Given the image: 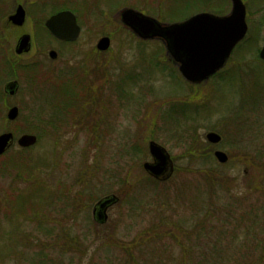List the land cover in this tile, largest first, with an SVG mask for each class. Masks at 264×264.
<instances>
[{"label": "rangeland", "instance_id": "374dc122", "mask_svg": "<svg viewBox=\"0 0 264 264\" xmlns=\"http://www.w3.org/2000/svg\"><path fill=\"white\" fill-rule=\"evenodd\" d=\"M12 1L0 0L1 16ZM47 1L79 15L73 45L35 29L31 51L16 55L17 30L0 32V135L14 137L0 156V264H264V0H242L248 42L198 84L119 13L171 24L227 15L229 0ZM102 37L111 40L106 52L96 50ZM11 81L18 91L9 97ZM12 107L15 122L6 119ZM22 135L36 145L20 148ZM150 142L174 164L168 181L143 169Z\"/></svg>", "mask_w": 264, "mask_h": 264}, {"label": "water", "instance_id": "95a60500", "mask_svg": "<svg viewBox=\"0 0 264 264\" xmlns=\"http://www.w3.org/2000/svg\"><path fill=\"white\" fill-rule=\"evenodd\" d=\"M230 2L231 10L225 17L203 13L183 23L162 25L133 10H124L120 12V20L140 39L161 40L167 54L178 66L182 77L190 84H198L206 82L224 67L234 48L247 33L245 6L241 0H230ZM20 10L10 17L15 25H21L23 12ZM45 26L51 35L60 41L74 42L80 34L76 19L70 12H62L53 16ZM29 41L28 36L22 37L15 53L17 55L27 53L30 48ZM108 48V38L101 39L97 44V50L100 52H105ZM54 56L55 53L51 52L50 58L54 59ZM259 58L264 61V46L259 53ZM16 89V83H10L6 87V91L11 96L15 94ZM17 117V108H12L7 113L9 121H15ZM206 139L213 145L220 141L219 136L215 134H208ZM12 143L11 134L0 136V156L10 148ZM35 144L36 138L30 135H24L17 141V145L21 148L32 147ZM148 149L152 163L144 164V171L156 180L169 179L174 168L167 152L153 142L149 143ZM214 156L219 163L224 164L227 161L226 155L221 152H216ZM102 209L103 206H99L98 218Z\"/></svg>", "mask_w": 264, "mask_h": 264}, {"label": "flooded vegetation", "instance_id": "af4514ba", "mask_svg": "<svg viewBox=\"0 0 264 264\" xmlns=\"http://www.w3.org/2000/svg\"><path fill=\"white\" fill-rule=\"evenodd\" d=\"M12 3H13L12 13L10 14L7 13L2 16L0 15L1 16L0 17V32L1 33L5 32V29L7 28V26H9L12 29L17 30L19 34L17 35L18 37H16L17 39L15 40L13 49H15V46H17L18 40L24 35H27L30 37L31 45L33 46L34 40H35V37H34L35 29L44 30L47 33V35H49V37L53 40V42L57 45L59 44L65 45V46L73 45L72 43H67V42H63V41H59L55 39L54 37L50 35L49 31H47L45 27L47 20H49L51 17L58 14L59 12L67 11V9H61L56 5L57 3L55 1L51 3V2H48L47 0H13ZM17 9L18 10L21 9L23 12V19L21 21V25L19 26L13 25V23L10 20V17L15 14ZM30 9L35 10V13L32 12ZM51 52L55 53L54 59L50 58ZM57 57H58V54L54 49H51L48 52L49 59L55 61ZM10 68L12 72L13 70L17 69V67H15L14 65Z\"/></svg>", "mask_w": 264, "mask_h": 264}, {"label": "trees", "instance_id": "16d2710c", "mask_svg": "<svg viewBox=\"0 0 264 264\" xmlns=\"http://www.w3.org/2000/svg\"><path fill=\"white\" fill-rule=\"evenodd\" d=\"M57 2V1H56ZM64 3V2H63ZM61 9H69V8H65V7H61ZM73 9V8H72ZM71 9V10H72ZM72 11H74V12H76L75 10H72ZM77 13V12H76ZM177 13V12H176ZM218 14H220V13H218ZM250 32H252V30H251V26H250V30H249V33H248V36L250 35ZM248 38L249 37H247L246 39H245V41L237 48V51H239L243 46H244V44H246L247 42H248ZM73 94V93H72ZM75 98V97H74ZM211 177H213V178H216L217 179V181L219 182L220 181V179L217 177V176H211ZM260 187H261V185H260ZM260 190V189H259ZM264 191V190H263ZM19 201V200H18ZM248 231H249V233H253L254 232V228L253 227H251V228H249L248 229ZM259 233L260 234H263V236H264V227H261V228H259ZM253 236H255V237H258L257 235H256V232H255V234L253 235ZM10 239H12V237L10 238ZM260 240H257L256 238H254V241H252V242H254V243H260L259 242ZM258 247H260V250L261 251H263L264 250V243H260L259 244V246ZM261 254H264V252H261Z\"/></svg>", "mask_w": 264, "mask_h": 264}]
</instances>
